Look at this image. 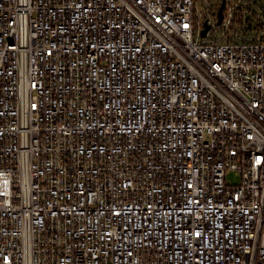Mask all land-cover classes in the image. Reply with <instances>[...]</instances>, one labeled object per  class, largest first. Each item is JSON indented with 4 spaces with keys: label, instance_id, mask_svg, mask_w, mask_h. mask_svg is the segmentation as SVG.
Returning <instances> with one entry per match:
<instances>
[{
    "label": "built area",
    "instance_id": "built-area-1",
    "mask_svg": "<svg viewBox=\"0 0 264 264\" xmlns=\"http://www.w3.org/2000/svg\"><path fill=\"white\" fill-rule=\"evenodd\" d=\"M221 2L0 0V264H264V0Z\"/></svg>",
    "mask_w": 264,
    "mask_h": 264
},
{
    "label": "water",
    "instance_id": "water-1",
    "mask_svg": "<svg viewBox=\"0 0 264 264\" xmlns=\"http://www.w3.org/2000/svg\"><path fill=\"white\" fill-rule=\"evenodd\" d=\"M224 4H225V0H222V2H221V4H220V7H219V9H218V13H217L218 24L221 23L222 18H223V13H222V11H223V8H224ZM208 28H209V25L205 22V27H204V29H203V31H202V33H201L202 36L205 35V33H206V31L208 30Z\"/></svg>",
    "mask_w": 264,
    "mask_h": 264
},
{
    "label": "rangeland",
    "instance_id": "rangeland-1",
    "mask_svg": "<svg viewBox=\"0 0 264 264\" xmlns=\"http://www.w3.org/2000/svg\"><path fill=\"white\" fill-rule=\"evenodd\" d=\"M226 180L230 183H237L239 181V178L235 176L233 172H229L226 176Z\"/></svg>",
    "mask_w": 264,
    "mask_h": 264
}]
</instances>
